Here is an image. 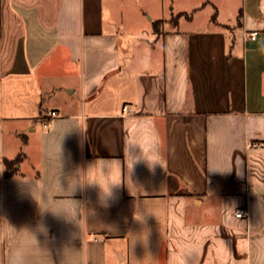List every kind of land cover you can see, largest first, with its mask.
<instances>
[{
    "label": "crops",
    "instance_id": "0c3cea01",
    "mask_svg": "<svg viewBox=\"0 0 264 264\" xmlns=\"http://www.w3.org/2000/svg\"><path fill=\"white\" fill-rule=\"evenodd\" d=\"M0 264H264V0H0Z\"/></svg>",
    "mask_w": 264,
    "mask_h": 264
},
{
    "label": "trees",
    "instance_id": "16d2710c",
    "mask_svg": "<svg viewBox=\"0 0 264 264\" xmlns=\"http://www.w3.org/2000/svg\"><path fill=\"white\" fill-rule=\"evenodd\" d=\"M159 23H161V22L159 21V22L155 23V28L158 27ZM23 158H24V153H20L15 159H6L5 160V173L4 174L7 177L13 175L17 170L16 164L18 162H20Z\"/></svg>",
    "mask_w": 264,
    "mask_h": 264
},
{
    "label": "built area",
    "instance_id": "2783aa9c",
    "mask_svg": "<svg viewBox=\"0 0 264 264\" xmlns=\"http://www.w3.org/2000/svg\"><path fill=\"white\" fill-rule=\"evenodd\" d=\"M124 110L125 111H128L129 110V105H125L124 106ZM58 114H57V112L56 111H52L51 112V116H57ZM246 209H241V210H239L237 213H236V215L238 216V217H240V216H242V215H244L245 213H246Z\"/></svg>",
    "mask_w": 264,
    "mask_h": 264
},
{
    "label": "clouds",
    "instance_id": "9594fccd",
    "mask_svg": "<svg viewBox=\"0 0 264 264\" xmlns=\"http://www.w3.org/2000/svg\"><path fill=\"white\" fill-rule=\"evenodd\" d=\"M74 184H75V181L72 182V185H73V186H74Z\"/></svg>",
    "mask_w": 264,
    "mask_h": 264
}]
</instances>
